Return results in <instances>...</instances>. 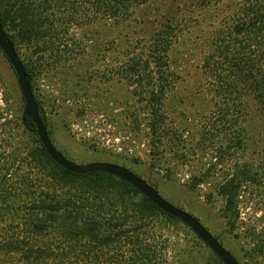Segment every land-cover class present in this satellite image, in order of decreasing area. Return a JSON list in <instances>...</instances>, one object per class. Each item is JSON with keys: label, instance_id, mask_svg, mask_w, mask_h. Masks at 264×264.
Wrapping results in <instances>:
<instances>
[{"label": "trees", "instance_id": "trees-1", "mask_svg": "<svg viewBox=\"0 0 264 264\" xmlns=\"http://www.w3.org/2000/svg\"><path fill=\"white\" fill-rule=\"evenodd\" d=\"M146 1L0 0V24L18 54L22 48L28 54H73L78 46L71 39V26L95 20L125 22ZM219 14L203 40L196 66L202 79L197 99L204 97L212 110L203 116L206 119L197 132L202 141L193 147H216L218 163L224 154L243 148L247 129L240 122L249 116L251 106L264 118V0H229L226 13ZM178 29L164 23L149 41H138L141 49L130 47L126 53L147 52L143 59L131 58L127 72L134 78L135 95L144 103L153 149L177 131L167 122L162 104L176 81L170 69ZM23 65L31 84L32 74ZM153 72L158 79L149 77ZM129 115L135 123L139 121L136 113ZM20 124L34 139L32 149L21 145L16 152L10 144L12 149L0 154L4 159L0 165V264H168L169 238L155 230L152 222L178 219L109 173L64 169L50 158L24 113ZM182 151L178 156L184 159L187 154ZM235 164L240 168L222 172L216 186L226 210L234 213L242 179H251L245 163L236 160ZM209 173L207 169L201 178L191 177V186Z\"/></svg>", "mask_w": 264, "mask_h": 264}, {"label": "rangeland", "instance_id": "rangeland-1", "mask_svg": "<svg viewBox=\"0 0 264 264\" xmlns=\"http://www.w3.org/2000/svg\"><path fill=\"white\" fill-rule=\"evenodd\" d=\"M213 2L147 0L125 22L95 20L71 26V39L78 46L73 54H28L22 48L19 56L32 74L50 139L64 156L79 164L99 161L127 167L167 201L196 217L241 264H264V118L250 107L249 116L240 122L247 129L243 148L224 154L220 163L216 147L193 149L202 141L197 132L203 116L212 110L204 97L197 99L202 79L196 66L203 40L217 14L226 13L229 0ZM164 23L179 28L170 69L176 81L162 104L167 122L177 131L153 149L144 103L135 95L134 78L127 72L131 58H145L147 52L126 53L130 47L141 49L138 41H149ZM150 76L159 77L155 72ZM22 113L24 101L15 73L0 50V154L12 148L18 152L21 145L32 149L34 136L23 130ZM132 113L139 116L138 122ZM182 150L187 154L184 159L178 156ZM2 160L1 156L0 165ZM236 160L251 173V179H242L235 200L238 213L227 211L216 191L222 172L240 168ZM207 169L210 173L192 187L191 177L201 178ZM154 221V229L169 238L168 264H220L181 221Z\"/></svg>", "mask_w": 264, "mask_h": 264}, {"label": "water", "instance_id": "water-1", "mask_svg": "<svg viewBox=\"0 0 264 264\" xmlns=\"http://www.w3.org/2000/svg\"><path fill=\"white\" fill-rule=\"evenodd\" d=\"M0 50L11 65L24 101V114L31 119L40 143L50 158L64 169L79 174L103 171L123 180L148 198L163 212L175 217L187 227L222 261L223 264H241L209 230L193 215L163 198L157 189L123 165L111 162L79 164L69 160L53 144L44 123L37 100L31 88L28 74L13 42L0 24Z\"/></svg>", "mask_w": 264, "mask_h": 264}]
</instances>
